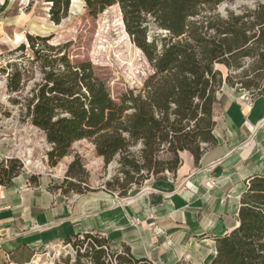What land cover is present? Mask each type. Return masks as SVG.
<instances>
[{
  "label": "trees",
  "instance_id": "1",
  "mask_svg": "<svg viewBox=\"0 0 264 264\" xmlns=\"http://www.w3.org/2000/svg\"><path fill=\"white\" fill-rule=\"evenodd\" d=\"M70 1L47 0L54 25L66 18ZM82 1L91 16L118 7L122 26L152 74L141 89L126 90L114 99L89 62L71 63L63 46H43L48 38L27 35L41 79L28 92L26 117L50 145L51 167L73 143L89 140L105 165L117 164L106 193L114 196L112 189H117L116 196L125 198L149 178L175 173L179 153L188 152L197 162L216 143L213 107L224 85L248 93L252 100L263 94L264 0H252V6H241L238 12L230 8L233 0ZM223 4L229 6L220 12ZM42 48L56 50L58 56L51 58ZM22 76L18 69L10 74L9 92L21 91ZM75 164L69 165L67 178H76ZM18 172L13 161L1 165L0 185ZM58 189L83 194L67 180ZM237 220L234 230L215 239L210 264H264V175L249 179ZM62 243L76 250L75 259L62 264H152L127 248L112 253L109 241L95 233L76 234Z\"/></svg>",
  "mask_w": 264,
  "mask_h": 264
},
{
  "label": "crops",
  "instance_id": "2",
  "mask_svg": "<svg viewBox=\"0 0 264 264\" xmlns=\"http://www.w3.org/2000/svg\"><path fill=\"white\" fill-rule=\"evenodd\" d=\"M242 94L224 85L213 107L216 143L197 162L179 153L176 172L133 189L131 203L102 191L63 194L47 177L19 171L0 185V264H21L23 253L84 233L152 264H210L215 239L238 226L249 179L264 175V92L251 106Z\"/></svg>",
  "mask_w": 264,
  "mask_h": 264
},
{
  "label": "rangeland",
  "instance_id": "3",
  "mask_svg": "<svg viewBox=\"0 0 264 264\" xmlns=\"http://www.w3.org/2000/svg\"><path fill=\"white\" fill-rule=\"evenodd\" d=\"M244 5L250 7L253 1L233 0L230 8L238 12V8ZM50 6L47 0H0V65H6L10 74L16 69L23 72L21 91L9 99L10 107L0 106L1 117L13 116V123L6 131L7 140L2 143L1 149L11 158L9 162H15L19 171L23 164L27 165L33 177L45 176L52 184L59 186L67 180L83 193H106L105 185L114 177L117 164L113 161L105 165L89 140L73 143L67 155L55 167L48 164L50 145L46 143L44 134L28 123L25 109L28 92L40 83L41 73L38 64L33 62L26 37L18 35L17 29L33 37L48 38L49 41L43 46H63V52L68 55L71 63L89 62L95 74L106 83L114 99L126 90L141 89L144 81L152 74V69L122 26L117 6L91 16L82 0H75V4L71 0L67 16L59 25L50 21ZM226 6L229 5L223 4L219 11L223 12ZM24 39V42L19 43ZM21 44L26 45L25 50L16 51ZM40 44L36 45V49L41 48ZM42 49L51 58L58 56L56 50ZM219 69L225 74L224 69ZM162 158L169 156L163 155ZM73 161H76V178L70 179L66 177V172ZM112 190L116 195L119 192L117 189ZM84 249L81 248L80 253H84ZM75 251L73 245L59 243L36 253H23L21 264H62L66 259L72 262L76 256ZM84 262L88 264L86 260Z\"/></svg>",
  "mask_w": 264,
  "mask_h": 264
},
{
  "label": "built area",
  "instance_id": "4",
  "mask_svg": "<svg viewBox=\"0 0 264 264\" xmlns=\"http://www.w3.org/2000/svg\"><path fill=\"white\" fill-rule=\"evenodd\" d=\"M4 67H1L0 65V106L7 107L9 106L8 101L11 97L15 95V93H11L8 91L7 85H8V79L10 77V71L8 68H6V65H3ZM4 68V69H3ZM2 70V71H1ZM243 92V91H242ZM241 99L245 101L246 105L251 106L252 100L249 99V95L246 92H243ZM10 107V106H9ZM13 123V116L9 117H1L0 115V166L1 165H7V162L11 160V158L3 153V150L1 149L2 143L6 141L7 139V129L11 126ZM22 162L20 158H18ZM23 164V163H22ZM22 171H24L26 174L31 175L32 172L29 170L28 166L23 164ZM149 192L148 189H144L143 192ZM115 198H117L116 195H114ZM122 203L128 204L131 203L133 200V197L127 196L125 198L120 199ZM138 221H133V224H136Z\"/></svg>",
  "mask_w": 264,
  "mask_h": 264
},
{
  "label": "bare ground",
  "instance_id": "5",
  "mask_svg": "<svg viewBox=\"0 0 264 264\" xmlns=\"http://www.w3.org/2000/svg\"><path fill=\"white\" fill-rule=\"evenodd\" d=\"M73 4H75V0H73ZM75 6V5H74Z\"/></svg>",
  "mask_w": 264,
  "mask_h": 264
}]
</instances>
